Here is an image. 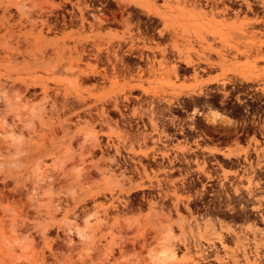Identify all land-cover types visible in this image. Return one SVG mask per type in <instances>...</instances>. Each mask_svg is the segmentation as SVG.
Returning <instances> with one entry per match:
<instances>
[{
  "label": "rangeland",
  "instance_id": "obj_1",
  "mask_svg": "<svg viewBox=\"0 0 264 264\" xmlns=\"http://www.w3.org/2000/svg\"><path fill=\"white\" fill-rule=\"evenodd\" d=\"M241 173L264 174V0H0V264H264ZM207 174L191 193L237 213L192 211Z\"/></svg>",
  "mask_w": 264,
  "mask_h": 264
},
{
  "label": "flooded vegetation",
  "instance_id": "obj_2",
  "mask_svg": "<svg viewBox=\"0 0 264 264\" xmlns=\"http://www.w3.org/2000/svg\"><path fill=\"white\" fill-rule=\"evenodd\" d=\"M189 130L191 132H189ZM192 131H194V134H192ZM201 129H177L176 131H174L175 134H182V137H178L176 135L172 136L173 138H177V139H188V138H192V141H194L195 139H216L218 141L222 140L223 138V132L221 131H215V135H208L205 134L204 132L203 135L200 133ZM237 135H242V134H246L243 133L242 129L239 130L237 129ZM252 135V134H251ZM261 136H263L261 134ZM206 141V140H205ZM194 161V160H192ZM215 163V162H213ZM217 166H215L216 168ZM178 168H180L178 166ZM194 169V168H193ZM191 169V170H193ZM171 170V169H169ZM256 176V178H254ZM223 177L224 176H220L218 174H207V176H205V180L203 181L202 178L199 177V175H196V177H191L189 178L186 183L182 184V186L185 187V190L188 191V193L190 194L192 191H196V189L200 186L201 188H203L204 185H207L210 187V189H217L220 190V188H222V186H224L223 183ZM226 178V177H225ZM230 180V184H232V181L234 180H244L246 181V183L244 184V189H245V196L242 197V201L240 202L242 210H243V214L238 215L237 217L241 218V219H248L252 222V224H254V219H256V214L260 215L264 214V174H256L253 176L252 175H247V174H237L235 176H233L232 174L229 177ZM228 179V178H227ZM250 180V181H248ZM209 181V182H207ZM251 183L250 185V189H252L250 192L248 193V188L247 186H249V183ZM217 187V188H215ZM236 187V186H235ZM239 188H235V192H238ZM192 194V193H191ZM217 192H209L208 195L209 196H213L216 195ZM252 194V195H251ZM252 196V197H251ZM250 197V198H249ZM192 199V203L195 204L192 208V211L197 212V213H205V212H217V213H222L225 212L226 214H234L237 213V208L234 207H225V208H221L220 206H210L209 204L212 203L216 197H208V198H197L195 194H192V196L190 197ZM261 198L260 204V210L263 212H258L257 210L259 208H256V206L259 204L258 199ZM230 200V199H229ZM219 204H221V202L218 201ZM227 204H229L227 202ZM249 204V205H247ZM246 215V216H245ZM245 216V217H244ZM254 217V218H253ZM259 220H261V217H257ZM244 219V220H245ZM258 223H264V221H256V225H258Z\"/></svg>",
  "mask_w": 264,
  "mask_h": 264
},
{
  "label": "bare ground",
  "instance_id": "obj_3",
  "mask_svg": "<svg viewBox=\"0 0 264 264\" xmlns=\"http://www.w3.org/2000/svg\"><path fill=\"white\" fill-rule=\"evenodd\" d=\"M147 57H148V56H147ZM175 69H176V68H175ZM248 181H249V180H248ZM248 183H249V182H248ZM250 191H251V189H249V193H251ZM251 195H252V194H251ZM251 197H252V196H251ZM249 198H250V197H249ZM260 206H261V205H260ZM256 215H257V214H256ZM245 216H246V215H245ZM245 216H244V217H245ZM256 217H257V216H256ZM259 217H261V220H262V221L264 220V214H261V216L259 215ZM253 218H254V217H253ZM244 219H245V218H244ZM254 220H255V219H254ZM256 220H257V219H256ZM258 220H259V219H258ZM255 223H256V222H255ZM246 229L249 230V231H252L253 229H256V228H254L253 226H250V225H249V226L246 227ZM247 230H246V231H247ZM235 234L237 235V237H239V234H237V232H236ZM233 236H234V235H233ZM219 239L222 240L221 237H220ZM252 248H253V247H252ZM237 250H238V249H237ZM244 250H245V249H244ZM238 251H239V250H238ZM242 253H243V251H242ZM249 253H250V252H249ZM259 253H260V250H259ZM256 255H257V254H256ZM259 256H260V255H259ZM256 258H257V257H256ZM262 259H263V258H262ZM262 259H260V260H258V261H261ZM256 261H257V260H256ZM245 264H246V263H245ZM250 264H253V261H252V263H250ZM254 264H255V263H254ZM256 264H257V263H256ZM262 264H263V261H262Z\"/></svg>",
  "mask_w": 264,
  "mask_h": 264
}]
</instances>
